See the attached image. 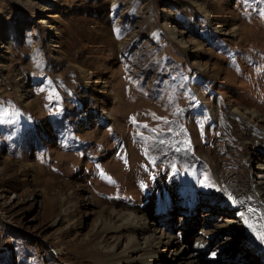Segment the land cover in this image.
I'll list each match as a JSON object with an SVG mask.
<instances>
[{
  "label": "rangeland",
  "instance_id": "obj_1",
  "mask_svg": "<svg viewBox=\"0 0 264 264\" xmlns=\"http://www.w3.org/2000/svg\"><path fill=\"white\" fill-rule=\"evenodd\" d=\"M258 135L264 0H0V264L121 257L111 226L133 206L151 264H264L240 213L252 199L264 226ZM214 159L242 171L240 209Z\"/></svg>",
  "mask_w": 264,
  "mask_h": 264
},
{
  "label": "bare ground",
  "instance_id": "obj_2",
  "mask_svg": "<svg viewBox=\"0 0 264 264\" xmlns=\"http://www.w3.org/2000/svg\"><path fill=\"white\" fill-rule=\"evenodd\" d=\"M241 114L239 111L237 112ZM244 116L247 120L246 123H240L236 122V126L243 131L246 128H249V126H252V123L259 120V116L256 115L253 112H249L248 114L244 113ZM248 133V131H245ZM228 140H230L228 138ZM222 141V140H221ZM256 142L260 143L262 147H264V137L261 135V137L256 138ZM256 143V144H257ZM217 144V143H216ZM223 144H226L225 146L229 149H234V151L237 153L240 151V146L238 143H235L234 141H228L223 142ZM255 145V144H254ZM253 145V146H254ZM214 161L217 163V166L220 165V161L218 159H214ZM219 168V182L218 185L221 189H223V194H225V197L227 198V201L229 204L228 206L231 207L233 204L234 207L239 208V204L237 203V199L242 197L243 195L248 196V189L247 186L244 184L243 178L241 179V176L235 180V183L233 182V178H231L235 173H242V171H239L237 169L230 168L226 165H220ZM226 166V167H225ZM229 177V173H231ZM256 191L254 196L256 195L257 200L259 201L260 207L264 208V189H261L259 187H256ZM241 201V200H240ZM252 199L250 203H246L244 208H241L240 211L241 217H245L246 220L250 221V224L253 227V232L255 234V237H259L258 235L260 233L264 234V226L259 223L258 221V210L257 208L252 204ZM148 208V207H147ZM240 209V208H239ZM116 222L119 224L117 226H111L112 230L117 232L119 235L127 236L129 239L133 242L132 245L128 246L125 252L121 255V257L114 256L105 262H102L101 264H136V263H145L147 259H149V264L152 263V261L155 258V255L158 251H160V243H156L153 239H151L150 236L147 235V222L145 219L148 218L147 210H145L143 207L139 206H133L131 207L127 212H117L115 213ZM110 228V227H109ZM261 231H260V230ZM111 230V229H110ZM182 233L177 234H170L169 238L165 242L169 248H172L177 242H182L184 237L181 235ZM254 234H249V237L245 238L244 243L248 245H253V238ZM260 238V237H259ZM256 241V239H255ZM264 241V240H263ZM202 245V244H201ZM158 247V248H157ZM135 255V257H133ZM197 255L196 252L192 253L190 256ZM221 257V256H220ZM176 264H182L183 261H180V258L174 259ZM195 261V260H194Z\"/></svg>",
  "mask_w": 264,
  "mask_h": 264
}]
</instances>
